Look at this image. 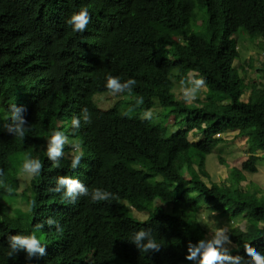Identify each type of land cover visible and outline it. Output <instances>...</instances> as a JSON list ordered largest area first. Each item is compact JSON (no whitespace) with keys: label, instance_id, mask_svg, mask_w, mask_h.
<instances>
[{"label":"trees","instance_id":"obj_1","mask_svg":"<svg viewBox=\"0 0 264 264\" xmlns=\"http://www.w3.org/2000/svg\"><path fill=\"white\" fill-rule=\"evenodd\" d=\"M82 8L91 22L77 33L66 20ZM257 38L264 53V0H0V169L13 189L8 194L0 188V264H192L185 259L188 242L207 239L197 218L203 209L231 223L246 220L245 229L229 226L234 255H244V243L264 253V190L252 193L241 185L245 173L257 171L255 153L264 155V68L258 80L242 76L253 67L243 58ZM109 75L137 81L127 104L131 118L118 108L125 100L102 109L94 100L108 93ZM190 75L205 78L206 93L188 104L182 91L180 98L175 92ZM137 97H143L140 106ZM12 104L26 110L24 139L6 131ZM85 107L92 122L81 118L74 133L71 120ZM149 109L153 117L141 118ZM54 130L82 141L77 170L70 168L69 144L58 168L47 159ZM194 130L202 139L192 144ZM228 130L247 138L250 156L231 170L229 184L208 186L206 157ZM22 153L44 167L17 194L20 170L12 165ZM60 175L118 200L81 197L68 204L49 191ZM16 195L27 212L16 209L11 216L5 209ZM32 200L36 207L29 212ZM49 217L63 231L45 224L37 232L47 255L30 262L23 252L8 258L7 237L28 235ZM141 228L152 230L160 252L143 253L129 242Z\"/></svg>","mask_w":264,"mask_h":264},{"label":"clouds","instance_id":"obj_2","mask_svg":"<svg viewBox=\"0 0 264 264\" xmlns=\"http://www.w3.org/2000/svg\"><path fill=\"white\" fill-rule=\"evenodd\" d=\"M91 22V16L87 8H82L79 12L73 13L66 23L72 27V30L77 33L86 31ZM137 81L129 78L121 81L120 77L109 75L106 79L105 87L110 95H117L127 92L132 94L133 88ZM182 98L185 103L191 104L197 100L198 94L202 88L206 87V80L203 77L191 78L187 81H181ZM137 106L144 103L143 97H137L135 101ZM10 122L5 126L6 131L16 138L24 139L28 132V122L24 117L26 111L23 107L12 104L8 109ZM133 108H128L123 115L131 118ZM153 112L149 109L143 112V119H151ZM81 118L85 124H90L91 116L89 110L85 107L81 110L80 116L73 117L71 126L75 133L81 127ZM69 144L72 149L70 168L75 171L80 167L81 161L84 158L82 150V141L80 139H73L69 141L68 136L64 132L54 130L47 139L46 156L52 162L53 167L60 166V160L65 155V145ZM43 163L39 158H33L28 155L24 158L20 173L26 175L31 179H35L42 174ZM3 169H0V188L6 193L11 194L13 189L6 182ZM50 192L60 194L62 201L74 205L81 197H89L92 203H99L102 201L118 200L112 192L94 188L89 191V188L78 178L67 175H60L56 178L55 185L49 189ZM36 207V201L32 200L28 205V211L32 212ZM45 224L50 228H55L56 231L62 232L63 229L59 222L53 217H49L42 223H37L34 230L28 235L16 233L10 234L7 237V244L10 251L7 253L8 258L18 256L19 253H25V259L31 261L34 258H40L47 255V245L43 243V238L37 235V232L45 227ZM135 245L136 249L143 253L160 252L162 245L157 242L152 235L151 229L141 228L135 231L129 241ZM232 239L228 234V229L219 227L211 235L209 239H200L196 243L191 241L187 244V253L185 259L192 262V264H264V253L257 250L252 243H244V255L233 254L231 251Z\"/></svg>","mask_w":264,"mask_h":264},{"label":"rangeland","instance_id":"obj_3","mask_svg":"<svg viewBox=\"0 0 264 264\" xmlns=\"http://www.w3.org/2000/svg\"><path fill=\"white\" fill-rule=\"evenodd\" d=\"M254 44H248L249 47L246 48V52L243 58V62L246 63V61L252 62L253 67L248 69V73H242V76L246 77L249 80L257 79L262 76V73L259 71V69L264 68V53L262 49L257 47V43L261 42L260 38H257L254 40ZM262 43V42H261ZM240 64V62H239ZM195 78L190 75L189 79ZM264 82V80L262 81ZM182 91V86L176 89V96L177 98H180V93ZM206 93V87L202 88L198 94L199 99H204ZM248 94V93H247ZM101 95V96H100ZM121 95H124L125 98H123ZM97 98V101H96ZM247 97L244 96L242 98L243 101H246ZM94 100L96 103L100 106V108H108L115 106L120 100H125V103L123 106L118 107L124 111H126L129 107L127 104L133 100V97L130 95L125 94H117V95H110L109 93H101L97 94L94 97ZM156 101V100H155ZM110 107V108H111ZM101 108V109H102ZM157 111H160L159 107L154 108ZM142 118V115H140ZM169 126L174 125V121L170 120L168 122ZM173 130H178V128H172ZM222 137L224 138V142L219 143L213 151L206 157V168L210 174L209 178L203 177V180L205 183L210 186L211 183L216 182L219 184L226 183L229 184L231 181L230 173L233 168L241 169L242 164L248 160L250 156V145L248 143V140L246 137H242L238 134L237 130H228L224 134H222ZM202 139V136L199 132L196 130L190 132L189 134V141L192 144H195L199 142ZM23 153L16 155L15 160L13 162L12 167L15 169H19L22 166L24 157ZM72 152L67 153V156H71ZM255 155L259 156V160L257 162V171L255 173H245L246 175V181L242 182V188L248 189V191H251L252 193H256V189L260 187L264 190V155L262 151H257ZM220 158L223 159L224 162L220 160ZM18 185L19 188L17 190V194H21L22 191H27L29 188V183L31 181V178L27 177L26 175H22L20 172L17 175ZM12 197H9L10 201ZM17 198L14 199L12 203H8V210L5 209V212L10 214L11 216H16V209L26 213L27 207L21 203V199L19 198V195H16ZM157 203V202H156ZM138 217L144 218L145 215L143 214H137ZM197 218L199 219V222L204 226L207 230V239L211 238V235L215 232V230L219 227H225L228 229L229 232V226H237L241 229L246 228V220L244 218H239L233 221L231 223V219L227 217H220L217 213H211L206 214L204 213V209L201 210L197 214ZM232 247V245L230 246ZM89 264H92V259L88 260Z\"/></svg>","mask_w":264,"mask_h":264}]
</instances>
